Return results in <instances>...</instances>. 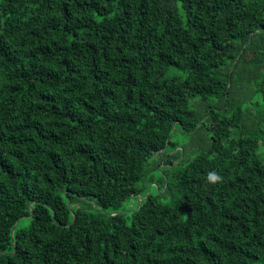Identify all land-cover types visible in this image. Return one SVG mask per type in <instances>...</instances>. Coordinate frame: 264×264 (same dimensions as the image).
Masks as SVG:
<instances>
[{
    "label": "trees",
    "instance_id": "16d2710c",
    "mask_svg": "<svg viewBox=\"0 0 264 264\" xmlns=\"http://www.w3.org/2000/svg\"><path fill=\"white\" fill-rule=\"evenodd\" d=\"M0 264H264V0H0Z\"/></svg>",
    "mask_w": 264,
    "mask_h": 264
},
{
    "label": "clouds",
    "instance_id": "9594fccd",
    "mask_svg": "<svg viewBox=\"0 0 264 264\" xmlns=\"http://www.w3.org/2000/svg\"><path fill=\"white\" fill-rule=\"evenodd\" d=\"M223 177L217 174L215 171L208 174V181L210 183L216 184L222 182Z\"/></svg>",
    "mask_w": 264,
    "mask_h": 264
}]
</instances>
